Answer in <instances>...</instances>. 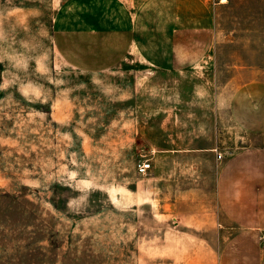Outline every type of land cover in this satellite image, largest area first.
<instances>
[{"label": "rangeland", "instance_id": "obj_1", "mask_svg": "<svg viewBox=\"0 0 264 264\" xmlns=\"http://www.w3.org/2000/svg\"><path fill=\"white\" fill-rule=\"evenodd\" d=\"M109 1L0 0V264H250V241L192 220L216 215L218 165L264 147L229 115L264 83V0H206L208 35L163 9L180 0H139L138 31ZM115 34L139 56L83 47Z\"/></svg>", "mask_w": 264, "mask_h": 264}, {"label": "crops", "instance_id": "obj_2", "mask_svg": "<svg viewBox=\"0 0 264 264\" xmlns=\"http://www.w3.org/2000/svg\"><path fill=\"white\" fill-rule=\"evenodd\" d=\"M77 1V0H76ZM130 4L131 9L125 5ZM190 4V5H189ZM84 7L87 3L83 4ZM59 8L69 9V15H75V0H60ZM124 7L131 16V24H134V16L137 20L135 30L139 24V0H110L107 9H120ZM179 9L186 17L192 16L196 21L195 28L188 29L203 35L213 32L211 13L206 0H180L179 5H165L163 9ZM71 9V11H70ZM155 11V6L149 7ZM111 13V12H110ZM108 14V12L106 13ZM188 24V23H187ZM94 32L100 29L86 27ZM109 32H117V28L104 29ZM87 31V32H89ZM138 31V30H137ZM89 38L92 40L93 36ZM109 38H118V43L106 42L98 45L95 43H83V47H98L101 53L108 52L121 57L125 61L131 54L139 56L140 44L136 40L124 41L116 34ZM68 48H76L69 45ZM106 50V51H105ZM75 54V51H73ZM229 115L234 124L250 136L264 135V83L260 81L249 82L241 85L234 91L229 106ZM221 160V159H218ZM199 171V169H197ZM199 194V191H198ZM213 199L216 204V215L202 218L199 215L192 222L199 224L219 223L221 227L229 230L233 240L250 241L247 249L252 260L250 264H264V245L258 246V239H264V147H249L232 155L221 162L216 171L213 185ZM199 238L205 239L203 235ZM262 248V249H261Z\"/></svg>", "mask_w": 264, "mask_h": 264}, {"label": "built area", "instance_id": "obj_3", "mask_svg": "<svg viewBox=\"0 0 264 264\" xmlns=\"http://www.w3.org/2000/svg\"><path fill=\"white\" fill-rule=\"evenodd\" d=\"M221 155H218L217 158L221 159ZM150 169V164L149 163H139L137 166V172L140 176H145L147 172Z\"/></svg>", "mask_w": 264, "mask_h": 264}]
</instances>
